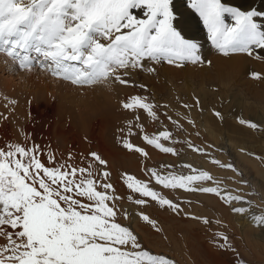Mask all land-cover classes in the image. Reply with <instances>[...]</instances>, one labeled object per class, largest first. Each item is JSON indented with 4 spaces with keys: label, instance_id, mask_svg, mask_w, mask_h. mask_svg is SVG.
<instances>
[{
    "label": "snow or ice",
    "instance_id": "obj_1",
    "mask_svg": "<svg viewBox=\"0 0 264 264\" xmlns=\"http://www.w3.org/2000/svg\"><path fill=\"white\" fill-rule=\"evenodd\" d=\"M188 6L200 16L221 54L251 57L255 50H264V25L256 19L264 12L242 11L222 0H188ZM136 9L143 10V18L134 14ZM226 16L233 22H226ZM175 19L172 0H0V53L20 70L31 71L38 65L76 86L108 82L130 85L126 77L133 69H144L145 59L202 63L200 46L184 38L174 26ZM252 75L260 79L258 73ZM139 87L146 90L145 85ZM122 107L143 110L153 120L158 118L157 106L147 97L132 96ZM216 115L221 117L219 112ZM240 123L258 127L243 120ZM143 138L164 153L178 154L175 148L160 143L161 139L173 140L170 131ZM123 144L133 149L131 143ZM135 151L148 155L138 147ZM39 155L38 146L8 143L0 148V239L6 240L0 245V264H170L163 256L142 250L137 235L116 222L121 197L106 182L108 171L97 172L93 163L87 168L59 163L53 155L48 156L53 166H46ZM90 155L95 164L107 166L97 153ZM187 167L193 174L151 170V176L166 189L211 193L228 203L243 201L242 196L222 194L218 187H204L203 182L213 177ZM126 184L160 206L179 209L178 204L131 175L126 176ZM134 202L146 203L144 199ZM232 211L244 214L249 209L234 207ZM141 219L156 227L148 215L141 213ZM253 219L264 225V215ZM222 238L227 244V237Z\"/></svg>",
    "mask_w": 264,
    "mask_h": 264
},
{
    "label": "rangeland",
    "instance_id": "obj_2",
    "mask_svg": "<svg viewBox=\"0 0 264 264\" xmlns=\"http://www.w3.org/2000/svg\"><path fill=\"white\" fill-rule=\"evenodd\" d=\"M258 1L259 7L262 0ZM179 3L184 10L193 14L197 27L195 30L202 33L207 48L212 50L205 57L200 54L203 56L202 63L177 61L170 64L163 59L158 63L145 59L144 69H133L126 77L136 87L118 82L76 86L53 77L38 65L31 70L29 85L20 83L21 76L13 74L15 85L20 84L36 101L41 97L39 101L44 103L43 106L36 103L37 116L26 124L21 121V127L25 125L23 133L28 142L25 147L38 146L39 158L46 166H53L48 163V156L53 155L59 163L67 162L77 168H87L93 163L97 172L108 171L110 176L106 182L111 183L115 195L121 197L117 201L119 210L116 222L129 227L137 235L142 250L163 256L170 264H217L218 261L221 264H264V225H258L253 219L254 216L264 215V175H257L239 157V154H244L264 174V96L257 101L248 94H262L259 82L264 83V72L259 73L253 67H264V50H255L251 57L241 53L228 56L221 54L210 41L200 16L188 6V0H179ZM172 6L176 17L175 0H172ZM134 14L143 18L141 9L134 10ZM225 20L233 22L229 16ZM173 23L189 40L185 32L175 25V20ZM257 56L260 58L257 59ZM215 57L221 60L244 59L247 73L221 78L224 86L221 79L218 82L215 80L217 83L209 82L205 79L216 76L215 62L213 64ZM152 65L158 66L159 72L146 70ZM17 69L20 73L23 71ZM162 69L166 72L170 70L165 73L168 75L166 78ZM150 73L154 80L149 78ZM253 73H258L260 79L254 78ZM139 85H145L146 90ZM153 86L158 91L156 96L151 95ZM124 88L134 92L128 90L124 93L126 98L115 100L108 109L110 99L120 96ZM137 95L147 97L149 102L157 106L156 120L143 110L122 107L130 97ZM217 112L222 119L216 115ZM102 118L105 123L99 129L96 123ZM241 120L255 123L258 127L253 129L248 123L241 124ZM165 130L172 132L174 138L168 141L161 139L160 143L175 148L178 154L164 153L154 145L147 144L143 138L145 135L150 138L158 136ZM124 141L131 143L133 149L125 148ZM189 144L195 148L189 147ZM137 147L148 155L136 152ZM93 152L107 161L106 167L94 163L90 155ZM229 164L233 167L221 166ZM187 165L208 172L213 177L212 181L203 182L204 187H218L222 194L239 195L243 201L228 203L211 193L166 189L151 176V170L161 174H193ZM127 175L147 183L150 189L178 204L179 209L173 211L167 206H160L150 197H142L128 189ZM247 182L256 183L259 191L255 193L251 184L249 191L246 190ZM254 193L259 203L252 198ZM135 199H144L146 203L137 205ZM234 207H244L249 211L238 214L232 211ZM141 213L155 221L156 227L142 220ZM243 222L244 229L250 225L249 234L243 227H238L237 223ZM223 236L227 237V244ZM5 243L6 240L0 239V245Z\"/></svg>",
    "mask_w": 264,
    "mask_h": 264
},
{
    "label": "bare ground",
    "instance_id": "obj_3",
    "mask_svg": "<svg viewBox=\"0 0 264 264\" xmlns=\"http://www.w3.org/2000/svg\"><path fill=\"white\" fill-rule=\"evenodd\" d=\"M223 1L228 6L237 7V8H243L244 10L253 9V10H257L259 12H264V0L261 1V3L259 4V7H258V3H257V2H259L258 0H223ZM175 9H177V11L175 12L176 13V19H175L176 23H175V25H178L179 28L185 32L186 37H188L189 40H192V41L196 42L200 46V53L199 54L204 55V57H205L208 53H211L212 50L210 51L207 48V46H206L207 45L206 44L207 41L203 38L202 33H199L197 30H195V28H197V27L195 25L194 19L192 18L193 14H191L190 12L184 10L183 6L179 3V0H175ZM256 19H257L258 23H260L261 25H264V16L257 17ZM243 61H244V59H241V60H235V59H226V60H224V59H222L221 60V59H218V58L215 57L213 59V64L215 62L216 74H214V75H216V76L211 77V78L208 77L205 80H207L209 82H213V81L215 82V80H217V82H218V80H220L221 78H223L225 76L236 77L239 74L240 75L241 74L242 75L246 74L247 73V67H246V65H245V63ZM17 68L18 67L15 66L11 60H9L7 57H5L4 54H2V53L0 54V148H4L8 143L21 144L23 146L27 145V143H28L27 142V138H26V136L23 133V131H24L23 127L25 125L23 127H21V121L23 120V122L26 124L28 120L32 119L34 116H37V110H36L37 104L38 105L41 104L40 106L44 105V103H41L39 101V99L41 97L36 101V99L34 97H31L28 94V92H26L21 87L20 84H18V85L14 84L15 81H14V78L12 77L13 74H17V76H21L20 77V83L21 82H23V83L25 82L27 85L31 84V71H21V73H20V71ZM152 68H155V70H156L155 73L159 72L158 66L152 65ZM253 69H255V71L257 69V71L259 73L264 72V67H260V68L253 67ZM168 71L170 72V70H167V72ZM167 72H166L165 69H162V74H164L165 78L168 76L167 74L165 75V73H167ZM244 72H246V73H244ZM185 73H188V72H185ZM149 75H150L149 78L152 80L153 79V75L151 73ZM194 76H196V75H194ZM202 79L203 78H201V82H203ZM223 79H225V78H223ZM148 81H150V80H148ZM217 82H215V83H217ZM151 83H153V81ZM221 84H222V79H221ZM223 84H224V82H223ZM202 85H203V83H202ZM259 86H260L261 89H263L262 94L258 95L256 92L248 93L250 96L255 98V100H257V101H260L262 99V97L264 96V83L263 82H259ZM151 88H152L151 89L152 90L151 95L155 94V96H156V93H158L157 89L155 88V86H153ZM128 90H129V92L131 91V89H129V88H124L122 90V93H121L120 96L115 97L114 99H110V101L108 103V109L110 108V104L113 105V103H115V100H119L121 97L122 98H126L125 96H127V95H125L124 93L125 92L127 93ZM225 91H227V90H225ZM38 92L41 93L42 95L44 94V93H42L40 91H38ZM42 95H39V96H42ZM167 98L170 99V95H168ZM233 98L238 100L234 96H233ZM121 100H119V101H121ZM9 101H15V103H9ZM116 106H118V105H116ZM209 109H211V108L209 107ZM101 117H103V116L101 115ZM104 123H105V121L102 118L96 124H99V126H100L99 129H100V128L103 127L102 125ZM230 145H233V144L231 143ZM239 155H240L239 157L243 161H245L247 163V165L251 166L255 170L257 175H259L261 177L264 175L263 172H261L256 167L255 162L250 160L248 157H246L242 153L239 154ZM262 178H264V177H262ZM250 184L251 183L247 182V185L245 186L247 188L246 190H248L250 188ZM251 185L254 187L255 193L257 191H259L256 188V186H257L256 183H255V185H253V184H251ZM255 193L253 194L252 198H254L255 201L257 202L259 199H257V197H256L257 195H255ZM258 203H259V201H258ZM237 225H238V227H241V228L243 227L242 229L245 230L247 234H249L250 225L247 226L246 229H244V227H245L244 226V222H243V224L237 223ZM239 225H241V226H239ZM262 262H264V261H262ZM213 263L216 264V262H213ZM217 264H221V262L218 261Z\"/></svg>",
    "mask_w": 264,
    "mask_h": 264
}]
</instances>
